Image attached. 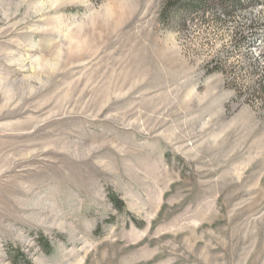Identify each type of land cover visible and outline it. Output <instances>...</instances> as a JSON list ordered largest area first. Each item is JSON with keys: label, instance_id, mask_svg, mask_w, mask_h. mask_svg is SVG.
<instances>
[{"label": "rangeland", "instance_id": "obj_1", "mask_svg": "<svg viewBox=\"0 0 264 264\" xmlns=\"http://www.w3.org/2000/svg\"><path fill=\"white\" fill-rule=\"evenodd\" d=\"M200 1L0 0V264H264V0Z\"/></svg>", "mask_w": 264, "mask_h": 264}, {"label": "trees", "instance_id": "obj_2", "mask_svg": "<svg viewBox=\"0 0 264 264\" xmlns=\"http://www.w3.org/2000/svg\"><path fill=\"white\" fill-rule=\"evenodd\" d=\"M169 2H167L168 4H167V7L169 6V5H171V4H178V3H180V7H179V9L177 10V12L179 13L180 12V10H181V7H183L184 9H187V8H190V7H194L193 8V10L194 11H196V8H197V6H195V3H193V1H195V0H187V1H185V0H168ZM182 1V2H181ZM205 1L206 0H202V1H200L201 2V4L200 5H202V4H204L205 3ZM226 1V2H225ZM239 2H240V0H228V2H227V0H217V3L215 2L214 4V6H207V10L209 9V10H214L213 8H215V7H220V8H222V7H224L225 6V3H233V7L231 8V10H227V12H229V13H226V10L224 11L225 12V14H230L231 12H232V10H236V9H242V5L240 6L239 5ZM249 2V4L248 5H250V4H253L254 3V1L253 0H250V1H248ZM218 5V6H217ZM114 202L115 203H117V202H119L118 200H114ZM26 264H30V262L28 261V260H26Z\"/></svg>", "mask_w": 264, "mask_h": 264}, {"label": "built area", "instance_id": "obj_3", "mask_svg": "<svg viewBox=\"0 0 264 264\" xmlns=\"http://www.w3.org/2000/svg\"><path fill=\"white\" fill-rule=\"evenodd\" d=\"M262 1L261 0H254V3L251 4V6H256V5H259Z\"/></svg>", "mask_w": 264, "mask_h": 264}]
</instances>
